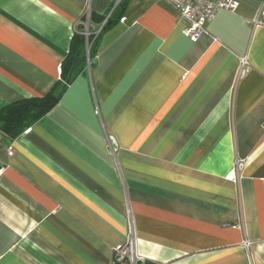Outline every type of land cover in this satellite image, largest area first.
<instances>
[{"label":"crops","instance_id":"obj_1","mask_svg":"<svg viewBox=\"0 0 264 264\" xmlns=\"http://www.w3.org/2000/svg\"><path fill=\"white\" fill-rule=\"evenodd\" d=\"M233 1L192 42L166 0H0V109L64 87L0 134V264H264L262 0Z\"/></svg>","mask_w":264,"mask_h":264},{"label":"trees","instance_id":"obj_2","mask_svg":"<svg viewBox=\"0 0 264 264\" xmlns=\"http://www.w3.org/2000/svg\"><path fill=\"white\" fill-rule=\"evenodd\" d=\"M123 9V7H122ZM120 9V11L122 10ZM93 19L90 16L89 23L92 24ZM102 22V21H101ZM97 23V24H101ZM111 16L105 21L103 25L96 26L94 30L88 31L89 35L87 39L83 35L82 31H77L70 44V57L68 58L66 64L67 72L74 70L77 67L78 62L75 63L74 57L80 52L86 49V42L90 44V66L92 65V60L95 55V48L97 41L103 31L113 23ZM84 58V57H83ZM71 65V68L69 67ZM61 71V78H63L64 71ZM69 80L65 84H68ZM64 87L59 89L56 84L51 91L43 97H30L26 98L12 104H8L2 109H0V134L3 138L11 140L15 136L22 133L26 128L33 125L40 117L47 114L59 101V98L63 92Z\"/></svg>","mask_w":264,"mask_h":264},{"label":"built area","instance_id":"obj_3","mask_svg":"<svg viewBox=\"0 0 264 264\" xmlns=\"http://www.w3.org/2000/svg\"><path fill=\"white\" fill-rule=\"evenodd\" d=\"M122 0H117V3ZM178 13L181 20L185 22L182 35L192 42H195L205 32V25L220 10L232 11L236 3L233 0H166ZM259 16L264 19V0H262ZM83 35L87 39L89 33L88 23L82 24ZM87 45V42H86ZM242 62V67L245 66ZM264 130V121L262 123ZM236 170L242 166L238 160L235 161ZM132 245L118 247L114 250L113 258L115 262L123 261L131 253Z\"/></svg>","mask_w":264,"mask_h":264},{"label":"rangeland","instance_id":"obj_4","mask_svg":"<svg viewBox=\"0 0 264 264\" xmlns=\"http://www.w3.org/2000/svg\"><path fill=\"white\" fill-rule=\"evenodd\" d=\"M89 48H90V44H87L86 45V49H85V53H84V58H82L83 59V63H84L83 67H85L86 65L89 66V64H90V57H89L90 51H89ZM69 67L71 68V65H69Z\"/></svg>","mask_w":264,"mask_h":264},{"label":"water","instance_id":"obj_5","mask_svg":"<svg viewBox=\"0 0 264 264\" xmlns=\"http://www.w3.org/2000/svg\"><path fill=\"white\" fill-rule=\"evenodd\" d=\"M79 29H82V27L80 26Z\"/></svg>","mask_w":264,"mask_h":264}]
</instances>
